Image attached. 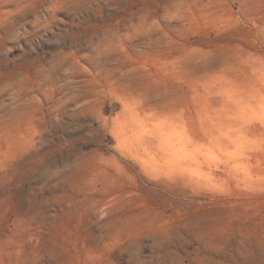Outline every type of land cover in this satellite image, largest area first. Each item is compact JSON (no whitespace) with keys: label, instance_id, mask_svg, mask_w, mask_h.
I'll use <instances>...</instances> for the list:
<instances>
[{"label":"rangeland","instance_id":"374dc122","mask_svg":"<svg viewBox=\"0 0 264 264\" xmlns=\"http://www.w3.org/2000/svg\"><path fill=\"white\" fill-rule=\"evenodd\" d=\"M0 264H264V0H0Z\"/></svg>","mask_w":264,"mask_h":264}]
</instances>
